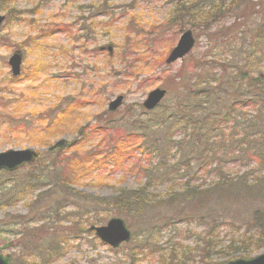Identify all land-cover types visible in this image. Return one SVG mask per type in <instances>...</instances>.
I'll list each match as a JSON object with an SVG mask.
<instances>
[{
  "label": "rangeland",
  "instance_id": "374dc122",
  "mask_svg": "<svg viewBox=\"0 0 264 264\" xmlns=\"http://www.w3.org/2000/svg\"><path fill=\"white\" fill-rule=\"evenodd\" d=\"M190 1L195 0H0L5 15L0 33V152L26 148L44 152L60 139L76 138L80 129L85 132L79 147L66 154L70 158L52 170L75 181L69 188L79 197L70 198L69 207L60 210L61 192L53 191L40 203L35 201L40 190L28 188L16 195L15 190L26 186L32 168L0 175L4 192L13 189L0 193V245L13 244L4 250L12 254L13 263L17 258L16 264H167L173 257L171 264H216L233 252L249 251L250 257L264 252V247L259 248L264 244V184L254 198L233 190L217 201L209 200L208 206H162L144 218L94 212L83 196H110L121 187L143 185L142 170L156 158L142 153L140 138L128 137V109L145 117L142 103L157 87L168 90L163 103L177 106L184 83L176 77L182 69L188 75L197 65L208 75L230 76L243 55L239 36L264 17V0H243L239 9L226 10L228 17L208 31L190 25L180 31L169 18L178 3ZM186 29L197 38L195 48L183 60L167 64ZM103 45H113L111 57L98 49ZM17 50L23 53L22 73L14 78L9 59ZM132 67L139 70L137 74ZM210 85L217 88V83ZM119 95L124 96L123 104L112 112L109 103ZM226 95H219L224 97L220 104L225 103L221 109L230 101ZM234 97L235 93L231 102ZM60 106L69 114L53 127L50 116ZM237 138L241 135L229 148ZM258 151L261 157L264 150ZM72 155L80 158L76 165ZM231 158L223 165L231 178L247 173L256 183L264 179V164L257 155L244 151ZM215 177L206 169L190 180L207 189ZM56 179L46 177V187ZM169 186L158 182L149 192L163 198ZM50 212H57V221H35ZM114 216L123 217L132 232V240L117 249L90 230Z\"/></svg>",
  "mask_w": 264,
  "mask_h": 264
},
{
  "label": "trees",
  "instance_id": "16d2710c",
  "mask_svg": "<svg viewBox=\"0 0 264 264\" xmlns=\"http://www.w3.org/2000/svg\"><path fill=\"white\" fill-rule=\"evenodd\" d=\"M242 4L243 0H195L178 3L169 21L178 23L180 31L186 25L202 26L205 31H208L214 23L227 18V13L233 9H239ZM209 6L211 7L208 10ZM226 10L230 12L226 13ZM252 26L253 28L248 29L249 33L246 31L244 35L242 31L241 34L244 36H239L242 42L239 49L243 55L238 57V65L236 64L235 71L230 76L217 78L213 74L208 75L207 72H201L199 69L203 67L197 65L188 73L189 76L182 69V73L176 77L179 82L184 83V86L181 85L183 89L180 101L175 102L177 106L162 103L157 109L146 112L145 117L137 114L133 109H128L126 117L129 118L128 123L131 127L128 137L140 138L142 153L147 154L148 158L153 156L156 160L153 164H148L143 168L146 182L140 187L135 189L121 187L110 196L92 197L84 194L86 200L91 202L94 212H113L115 215L128 218H144L151 216L162 206H184L186 208L188 205L208 206L209 200L217 201L223 197L222 193L234 192L233 190H241L253 198L261 194L264 179L256 183L249 176L251 174L244 173L237 177L238 181L233 182L237 178H231L223 170V165L232 160L231 156L239 155L244 151L257 155L261 160L260 164H264V154L260 157L261 153L258 151L259 147L264 150V66L262 65L264 62V17L252 23ZM94 51L96 52V49ZM109 60L111 61L112 58ZM138 71L137 68L132 67L131 72L137 74ZM213 82L217 83V88L210 85ZM216 90H219L217 94L214 93ZM226 93L230 101L224 109H221L225 103L222 101L224 104H220L219 101L224 97L219 98V95ZM234 93L235 97L231 102ZM70 104L74 107V103L70 102L68 105ZM250 111L254 114L249 113ZM67 113L69 114L68 108L62 106L54 109L50 116L52 126L58 127L67 117ZM112 118H109V123L112 122ZM178 132L182 134L176 139ZM84 133L83 129H80L76 138L60 139L57 143L51 144L47 151L40 152L38 160L27 166L32 168L30 175L27 176V184L23 190H15L16 195L22 193L20 191L25 192L28 188L40 190L35 199L40 203L54 193L61 192L63 198L60 210L69 207L72 203L70 198L79 197L76 190L69 188L71 181L72 183L75 181L69 179V182L68 179L61 177L57 170H52L59 162L70 158L66 154L79 147ZM238 135H241V138H237V144L229 148L234 144L232 142ZM184 152L186 156L181 154ZM177 154H180L178 158ZM44 158L49 161L44 163ZM71 159L73 165H76L80 158L72 155ZM210 166L212 168L209 169ZM206 169L216 176L207 189L190 180V177H194V173ZM3 173L13 175L15 172H1L0 175ZM49 175L58 179L54 181L55 184L50 182L46 187L48 183L44 180ZM158 182L170 183L169 192L159 199L149 192L150 186ZM12 190L4 192V188L0 185V193L3 195ZM35 210L36 215H40L39 209L32 208L31 212ZM79 214L80 212L77 216ZM155 215L157 217V214ZM30 217L34 218L33 215ZM58 218L57 212H50L40 219L35 218V221L54 219L53 222H55ZM155 220L156 218H153L151 222L156 226ZM146 236L148 240H151L150 233ZM263 247L264 244L259 248ZM52 250L55 251L53 246ZM250 256L249 251H244L242 255L233 252L216 264H224L234 258ZM16 261L17 258L13 264H16ZM173 261V257H168L167 264ZM26 264L34 263L26 262Z\"/></svg>",
  "mask_w": 264,
  "mask_h": 264
},
{
  "label": "water",
  "instance_id": "95a60500",
  "mask_svg": "<svg viewBox=\"0 0 264 264\" xmlns=\"http://www.w3.org/2000/svg\"><path fill=\"white\" fill-rule=\"evenodd\" d=\"M5 20V15L0 12V33L2 29L3 22ZM196 45V38L192 30H185L180 36L177 44L171 50L168 57L166 58V63L171 64L179 59H184ZM100 50H107L109 55L112 56L114 52L113 45H105L100 47ZM22 52L17 50L9 59V65L12 70V75L14 77L21 73L22 64ZM168 91L164 87H157L151 90L143 106L147 110H153L159 106L162 101L166 98ZM124 96L119 95L109 104V110H117L123 103ZM39 157V152L32 149H8L0 152V172H14L18 169L33 164ZM91 229L95 231L96 235L105 243L110 244L112 247L116 248L122 243L129 242L131 239V231L128 228L126 221L121 217L111 218L105 225L101 226H91ZM11 242L4 243L0 245V264H11L12 255L2 254V251L11 246ZM225 264H264V252L249 258H235L229 260Z\"/></svg>",
  "mask_w": 264,
  "mask_h": 264
}]
</instances>
